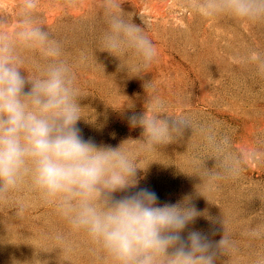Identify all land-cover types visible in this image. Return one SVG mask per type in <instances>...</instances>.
<instances>
[{
	"label": "clouds",
	"instance_id": "9594fccd",
	"mask_svg": "<svg viewBox=\"0 0 264 264\" xmlns=\"http://www.w3.org/2000/svg\"><path fill=\"white\" fill-rule=\"evenodd\" d=\"M122 4L101 0L106 28L97 50L117 58L118 70L128 74L150 67L158 52L143 21L134 23ZM191 6L205 19L226 16L264 24V0H193ZM38 7L39 0H19L14 23L0 7V202L23 190L31 192L71 232L83 234L103 264H224L226 257L233 258L239 245L223 220L218 241L196 230L184 235L198 217H207L192 204V196L161 205L155 192L133 191L138 173L148 167L140 166L141 158L195 132L192 117L171 114L164 99L150 96L141 114L128 117L131 128L141 129L139 138L116 147L85 140L77 127L84 119V97L76 63L65 58L61 42L38 18ZM125 57L126 64L121 62ZM237 62L253 66L264 77V53L250 50ZM199 130L210 152L196 176L199 196L204 197L198 186L238 177L264 156V140L238 152L227 136L217 137L210 128ZM208 160L214 161L213 167L206 166ZM245 235L249 264H264V247L257 245L264 241V224Z\"/></svg>",
	"mask_w": 264,
	"mask_h": 264
},
{
	"label": "rangeland",
	"instance_id": "374dc122",
	"mask_svg": "<svg viewBox=\"0 0 264 264\" xmlns=\"http://www.w3.org/2000/svg\"><path fill=\"white\" fill-rule=\"evenodd\" d=\"M133 22L146 27L158 56L147 69L118 70L120 61L97 50L106 28L101 0H39L37 16L61 42L65 58L76 63L83 99L77 127L85 140L118 146L140 137L128 117L141 114L144 102L158 95L171 114H188L197 130L184 140L160 147L140 160L138 186L156 193L158 203L175 204L192 196L200 216L187 231L196 230L218 241L226 231L239 252L224 264H249V229L264 224V156L235 178L198 186L200 162L210 155L200 128L227 136L235 151L264 140V77L251 65L237 62L250 50L264 53V24L230 17L205 19L193 0H122ZM19 0H0L15 22ZM142 20V21H141ZM11 28V25H10ZM127 63L128 58H122ZM137 75L139 77H128ZM206 166H214L213 160ZM122 195V194H117ZM23 206V211H20ZM213 233H215L213 235ZM62 237L57 241L55 237ZM264 247V241L257 242ZM0 264H103L83 234L67 224L27 190L0 202Z\"/></svg>",
	"mask_w": 264,
	"mask_h": 264
}]
</instances>
